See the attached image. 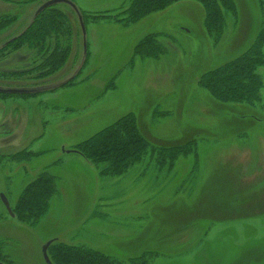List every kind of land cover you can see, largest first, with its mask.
Returning a JSON list of instances; mask_svg holds the SVG:
<instances>
[{"label": "rangeland", "instance_id": "374dc122", "mask_svg": "<svg viewBox=\"0 0 264 264\" xmlns=\"http://www.w3.org/2000/svg\"><path fill=\"white\" fill-rule=\"evenodd\" d=\"M72 1L87 17L86 36L77 13L55 5L75 31L53 87L37 89L27 47L0 57V255L11 264H46L44 246L59 240L121 264H264V87L247 104L221 100L204 84L207 73L246 54L264 33V0H233L237 14H227L219 41L195 0L134 25L111 18L120 19L130 0ZM45 2L0 0V17L18 19L0 32V48ZM106 15L111 20L95 18ZM148 34H160L165 48L156 59L134 54ZM258 73L264 80V67ZM127 114L149 151L125 173L105 176L66 153ZM11 134L16 139L7 145ZM176 147L188 154L160 155ZM15 154L34 156L12 160ZM44 171L57 179V194L34 226L23 224L3 197L14 207Z\"/></svg>", "mask_w": 264, "mask_h": 264}, {"label": "trees", "instance_id": "16d2710c", "mask_svg": "<svg viewBox=\"0 0 264 264\" xmlns=\"http://www.w3.org/2000/svg\"><path fill=\"white\" fill-rule=\"evenodd\" d=\"M179 1L185 0H130L129 6L119 13L122 15L120 19L111 15L95 16V18L111 20V17L113 22L134 25L167 10ZM195 1L204 6L206 31L219 41L227 25V14L233 17L237 14L234 1ZM59 7L55 6L43 11L34 18L25 31L0 48V57L6 51L15 53L24 47L33 51L35 63L30 70L35 76L34 80L40 81L36 84L37 89L45 90L53 87L54 84H49L51 79L61 72L71 55L74 24ZM79 12L83 14L80 10ZM82 17L85 21L87 20L86 15L83 14ZM17 20V17L12 16L0 17V32L7 31ZM159 37L160 34L146 35L136 44L134 54L153 59L164 54L165 48L159 42ZM263 48L264 33L260 32L246 54L207 73L204 84L210 87L221 100L247 104L258 101L264 87V80L258 73V69L264 67ZM85 63L86 56L81 65L82 68L86 65ZM27 74L28 72L20 76ZM148 151L149 146L140 134L134 115L127 114L81 142L72 152L100 166V173L103 175L114 177L125 173L132 165L141 161ZM184 153L188 154V149L176 147L169 149L167 153L161 152L160 155H167L173 160ZM33 156L15 154L11 156V159H29ZM57 191L55 176L48 171L42 172L23 188L17 203L12 207L15 218L23 224L34 226L49 211ZM48 254L53 264H121L100 250L71 245L59 240L52 241ZM0 262L11 264L2 255H0Z\"/></svg>", "mask_w": 264, "mask_h": 264}, {"label": "water", "instance_id": "95a60500", "mask_svg": "<svg viewBox=\"0 0 264 264\" xmlns=\"http://www.w3.org/2000/svg\"><path fill=\"white\" fill-rule=\"evenodd\" d=\"M62 3L70 6L77 13L78 19H79V22H80V26L82 28V34L84 36H86V28H85V25L83 23L82 15L80 14L77 6L70 0H49V1L45 2L38 9V11L36 12V15L41 14L44 10H46V9L52 7V6H55V5H58V4H62ZM84 49H85V51L87 49V44H86L85 38H84ZM0 92L3 93V90L0 89ZM3 202H4L5 207L7 208V211L10 214V216L14 217L15 215H14V213L12 211V208H11L8 200L5 197H3ZM51 244H52V241L48 242L43 248V257H44V260H45L46 264H53L51 259H50V257H49V254H48V249L51 246ZM0 264H3V263L0 262Z\"/></svg>", "mask_w": 264, "mask_h": 264}, {"label": "crops", "instance_id": "0c3cea01", "mask_svg": "<svg viewBox=\"0 0 264 264\" xmlns=\"http://www.w3.org/2000/svg\"><path fill=\"white\" fill-rule=\"evenodd\" d=\"M8 131V130H7ZM10 132V131H9ZM11 139H10V141H8V143H7V145H9L10 143L12 144V142L16 139V134L14 135V134H11V137H10ZM6 144V143H5ZM67 154H73V152H71V151H68V152H66ZM78 155V154H77Z\"/></svg>", "mask_w": 264, "mask_h": 264}]
</instances>
